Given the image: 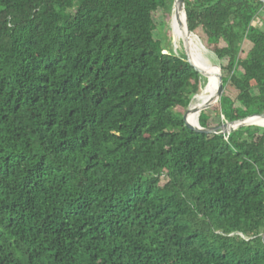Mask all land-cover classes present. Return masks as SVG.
Here are the masks:
<instances>
[{
  "label": "trees",
  "instance_id": "16d2710c",
  "mask_svg": "<svg viewBox=\"0 0 264 264\" xmlns=\"http://www.w3.org/2000/svg\"><path fill=\"white\" fill-rule=\"evenodd\" d=\"M172 4L0 0V264H264V127L186 126ZM184 5L221 68L199 125L264 114V0Z\"/></svg>",
  "mask_w": 264,
  "mask_h": 264
},
{
  "label": "bare ground",
  "instance_id": "6f19581e",
  "mask_svg": "<svg viewBox=\"0 0 264 264\" xmlns=\"http://www.w3.org/2000/svg\"><path fill=\"white\" fill-rule=\"evenodd\" d=\"M167 22L169 25V35L171 36L176 51L181 49L183 52V50L186 49L192 61L195 64L204 67L208 72L207 80L209 85L200 95L196 97L192 103L190 112L188 113V116L191 120L190 124L196 125L199 121V116L202 111H200L201 103L206 101L210 93L214 90L216 84L215 74L217 69L215 64H213L208 56H206L208 51H206V49H204V47L200 44L198 36L194 33L190 35H185L183 33L180 19L177 16L175 10L171 12ZM256 123L258 125L264 126V120L256 121Z\"/></svg>",
  "mask_w": 264,
  "mask_h": 264
},
{
  "label": "water",
  "instance_id": "95a60500",
  "mask_svg": "<svg viewBox=\"0 0 264 264\" xmlns=\"http://www.w3.org/2000/svg\"><path fill=\"white\" fill-rule=\"evenodd\" d=\"M173 10H175L177 16L180 19L181 26L183 28L182 29L183 33L185 35L193 34L189 30V27H188V21H187V15H186V11H185L184 0H173L171 12ZM174 53H176V51ZM183 54L185 56V60L190 65H192L193 67L197 68L200 71H203L206 74V76H207V73H208L207 70L204 67H201V66L195 64L192 61V59H191V57H190V55H189V53L187 52L186 49L183 50ZM215 67L217 69V72L215 74L216 84H215L214 90L210 93L208 99L201 103L200 111L202 110L203 105L205 104V102H207L208 100H211L212 98L217 96L220 93V91H221V87H222L221 68L218 65H216V64H215ZM208 85H209V82L207 80V83L204 86V88L199 93L195 94L191 98V100H190V102H189V104L187 106L184 118H185V124L190 130H192V131H194L196 133H200V134L220 135V134H226V133L232 132V131L237 130V129L242 128V127H248V126L264 127L263 125H258L256 123V121L264 120V114H253V115H249V116H246V117H243V118H240V119H236V120H233V121L223 122L220 125L213 126V127H207V128L201 127L199 125V122L196 125L188 123L186 121V117H187L188 113L190 112V109H191L193 101L196 99V97L198 95H200L203 92V90H205L208 87Z\"/></svg>",
  "mask_w": 264,
  "mask_h": 264
},
{
  "label": "rangeland",
  "instance_id": "374dc122",
  "mask_svg": "<svg viewBox=\"0 0 264 264\" xmlns=\"http://www.w3.org/2000/svg\"><path fill=\"white\" fill-rule=\"evenodd\" d=\"M253 25L256 26V27H258V28H260V29H262V30H264V12L260 13V18L256 19V20L253 22ZM157 30H158L157 33H159V31H160L161 34H162L163 32L166 33V42L168 43V48H169L170 50H172L173 52H175L176 49H175V47H174L173 41H172V39H171V36L169 35V25H168V22L166 21L165 26H164L162 29L158 28ZM204 49H205V48H204ZM166 52H168V49H166V50L164 51V53H166ZM181 52H182L181 49H180L179 51H176L177 54H178V53H181ZM206 56H208V58L210 59V61H211L213 64L218 65V62H217L215 56H214L212 53H207ZM199 92H200V91H199ZM199 92H198V93H199ZM226 93H227L230 97H232V98L235 97V94H236L235 91H234L232 88H230V87L227 88ZM186 109H187V108H186ZM186 109L183 110V109H180V108H179L178 111H180V112H184V113H185V112H186Z\"/></svg>",
  "mask_w": 264,
  "mask_h": 264
}]
</instances>
